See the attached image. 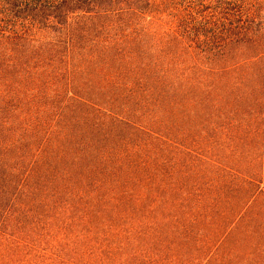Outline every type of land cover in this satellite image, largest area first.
<instances>
[{
  "label": "trees",
  "instance_id": "1",
  "mask_svg": "<svg viewBox=\"0 0 264 264\" xmlns=\"http://www.w3.org/2000/svg\"><path fill=\"white\" fill-rule=\"evenodd\" d=\"M235 238L264 256V0H0V264Z\"/></svg>",
  "mask_w": 264,
  "mask_h": 264
},
{
  "label": "rangeland",
  "instance_id": "2",
  "mask_svg": "<svg viewBox=\"0 0 264 264\" xmlns=\"http://www.w3.org/2000/svg\"><path fill=\"white\" fill-rule=\"evenodd\" d=\"M209 220V219H208ZM210 221V220H209ZM165 230H163L164 232ZM205 232H199V235H208L210 229L204 230ZM166 232V231H165ZM241 242V249L239 243L231 245L230 248H233L231 252H218L215 258L212 261L206 262V264H264V256H258L254 249H250L249 245L243 241V239L238 240H229V245L236 242ZM207 242V238L204 240ZM183 245V243H181ZM228 245V248H229ZM190 250H184L181 261H178L176 264H200L204 257L209 251H205L204 254L198 253L197 250L199 247L195 242L189 244ZM227 253V255H226ZM186 254V255H184ZM250 254V255H249Z\"/></svg>",
  "mask_w": 264,
  "mask_h": 264
}]
</instances>
